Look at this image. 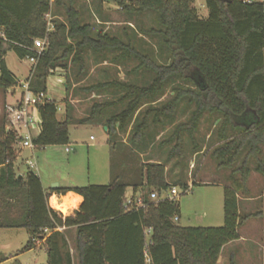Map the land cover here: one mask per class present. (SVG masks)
Returning a JSON list of instances; mask_svg holds the SVG:
<instances>
[{
    "label": "trees",
    "instance_id": "16d2710c",
    "mask_svg": "<svg viewBox=\"0 0 264 264\" xmlns=\"http://www.w3.org/2000/svg\"><path fill=\"white\" fill-rule=\"evenodd\" d=\"M116 1L129 18L147 11L156 14L159 28L146 32L159 34L161 48L167 50L164 62L138 50L130 38L124 41L102 30L92 35V25L82 20L72 3L65 6L66 20L52 19L49 27L46 16H55L51 7L63 4L61 0H54L52 5L49 0H0V29L5 35V39H0V89L4 91L18 84L4 59L8 50L20 59L36 60L26 80L33 94H46L47 78L56 67L67 69L72 63L80 73L87 50L101 55L112 52L113 61L137 60L133 70L150 74L143 84L106 80L85 88L92 91L110 87L121 94L116 101L95 103L88 116L77 120L79 124L98 123L106 127L111 180L106 184L57 189L82 196V203L72 215L64 216L49 206L52 191L43 188L33 171L27 170L18 178L20 173L14 162L19 150L16 145L22 137L13 127H0V228L27 230L30 239L24 250L41 242L48 253L45 264H72L66 231L58 228L73 226L79 264H218L223 246L239 239V226L256 215H241L237 195L245 190L250 173L248 158L257 156L264 144V2L205 0L208 13L201 17L193 6L194 0ZM38 38L45 41L39 53L33 43ZM169 85L174 95L153 105ZM66 86L70 87L69 76ZM184 99L194 108L186 121L174 125L166 139L165 142L176 139L170 154L182 151L185 133L193 138L204 113H218L222 118V142L213 152L218 165L231 167L242 156L241 165L235 169L240 180L224 188L221 226L176 223L180 217L176 200L161 196L162 191L171 188L161 162L141 165L133 171L129 182L115 174L116 154L126 147L117 135L131 125V146L142 150L148 137H154L150 125L172 122ZM116 103L123 108L107 115L103 122V114ZM57 110L51 99L37 104L40 129L31 139L35 147L68 143V125L74 118L72 106L65 103L61 120L56 117ZM228 127L237 133L228 137ZM123 161L125 165V158ZM257 163L256 170L264 174L261 161ZM180 184L187 189V183ZM128 186L133 192L141 189V205L137 206V198L131 197L130 208H125ZM152 192L158 198L151 199ZM3 260L5 257L0 262ZM229 264H236L233 258Z\"/></svg>",
    "mask_w": 264,
    "mask_h": 264
},
{
    "label": "rangeland",
    "instance_id": "374dc122",
    "mask_svg": "<svg viewBox=\"0 0 264 264\" xmlns=\"http://www.w3.org/2000/svg\"><path fill=\"white\" fill-rule=\"evenodd\" d=\"M64 4L52 6L55 16L49 13L48 22L52 19L66 20L65 6L72 5L81 13L84 22L92 25V35L100 30L129 40L138 50L150 54L158 62L166 60L167 50L161 48L160 36L148 33L151 28H159L155 21L156 14L147 11L130 18L118 5L116 0H61ZM194 7L201 17L207 16L205 0H194ZM93 53L87 50L84 54V68L79 73L77 65L68 64V68L56 67L48 76L46 82V98L57 104V118L64 117L65 103L72 106L73 120L68 125L69 143L63 145H46L44 147L23 146L22 141L16 147L19 149L14 162L15 170L24 173L33 171L40 178L43 188H51L54 184L72 183L79 186L88 184H106L111 180L110 147L107 143L105 126L98 123L79 124L77 120L88 116L92 105L109 100H115L121 91L110 87L101 90H85L86 87L106 80L130 81L137 84L146 83L150 74L138 69L134 71L137 60H112L114 53ZM8 69L15 75L18 84L6 91L0 89V127H9L7 105L17 102L24 85L30 75L32 63L28 59H20L12 50L4 55ZM67 76L70 87L67 88ZM61 82H58V79ZM185 87H192L190 83H183ZM174 95L172 86L166 88L165 93L153 105L161 104ZM123 105L116 103L103 114V122L107 115L118 112ZM194 106L182 100L172 122L164 125H150L149 131L154 136L148 137L146 146L137 150L129 141L131 133L128 130L119 133L117 139L126 145L123 151L116 154L115 174H121L123 181H132L133 171L141 165L151 162H161L166 168V180L171 187H175L174 197L179 208L181 226H221L223 224V192L225 187H232L234 180H240V173L236 171L242 162V156L231 167L218 165L213 155L222 140L219 129L222 123L218 113H204L199 121L193 138L186 133L183 136L181 152L175 150V140L165 142L175 124L186 121ZM145 109V107H143ZM142 109V110H143ZM34 118H38V111H33ZM20 136L25 137L24 128L19 129ZM31 136L34 131H29ZM232 137L237 131L230 127L225 131ZM150 139V140H149ZM70 151H65L66 147ZM123 158H125V165ZM36 163L37 168L29 167L27 161ZM264 166V144L260 145V152L255 157L248 158L249 176L245 182V190L238 191V209L241 213H255L247 218L238 228L242 238L225 246L219 256V264H229L233 258L236 264H264V174L256 170L257 162ZM121 165V166H119ZM135 172V171H134ZM138 173L134 175V178ZM174 182H176L174 184ZM181 182L187 183L185 190ZM131 188L128 186V190ZM168 192L162 191L161 196ZM62 215L64 214L59 210ZM30 239L27 230L23 228H0V264H45L48 253L44 244L37 242L35 247L24 250Z\"/></svg>",
    "mask_w": 264,
    "mask_h": 264
},
{
    "label": "built area",
    "instance_id": "2783aa9c",
    "mask_svg": "<svg viewBox=\"0 0 264 264\" xmlns=\"http://www.w3.org/2000/svg\"><path fill=\"white\" fill-rule=\"evenodd\" d=\"M247 3H251L254 1H262L264 2V0H244ZM50 5H52L54 3V0H49ZM263 12H264V8H263ZM48 15V14H47ZM48 25L50 27V22H48ZM0 39H5V35L4 32L0 29ZM34 48L39 52H41L42 48L45 45V41L43 39H35L34 40ZM28 60L34 64L36 62V60L32 57L28 58ZM53 72V70L51 71V73ZM58 82H61V79H58ZM46 98V95L40 93V94H33L29 89H28V83L25 82L24 85V91L21 93L20 98L18 99V101L14 102L13 104H9L7 105V114H8V118H9V127H13L16 130L18 128H24L26 131V135L22 141L23 146H27V147H35L32 143V138L29 132V128L33 127L34 125H36L38 123V119L34 118L33 116V111L35 109H37V104L42 102L43 99ZM48 99V98H47ZM40 123V120H39ZM66 151L69 150V148L65 149ZM27 164L29 165V167L32 168H36V163L29 160L27 161ZM189 187V186H188ZM188 187L186 190H188ZM167 194L165 195L166 197H168L169 199H174V197L177 194V190L175 187H171L170 189L167 190ZM150 198L151 199H156L158 198V195L156 194V192H152L150 194ZM132 199L131 197H127L126 198V203H125V208L129 209L130 205L132 204ZM135 204L137 206L141 205V199L137 198L135 201ZM174 220H177V217L174 218Z\"/></svg>",
    "mask_w": 264,
    "mask_h": 264
},
{
    "label": "crops",
    "instance_id": "0c3cea01",
    "mask_svg": "<svg viewBox=\"0 0 264 264\" xmlns=\"http://www.w3.org/2000/svg\"><path fill=\"white\" fill-rule=\"evenodd\" d=\"M194 6V5H193ZM65 111V110H64ZM64 113V112H63ZM56 117H57V114H56ZM64 118V117H63ZM62 118V119H63ZM38 123L36 125H34L33 127L29 128V131H34V133L32 134L31 138L32 137H35L37 136V134L39 133V129H40V126H39V115H38ZM58 119V118H57ZM59 120V119H58ZM61 120V119H60ZM103 126V125H101ZM19 129L21 128H18L17 129V132L18 134L20 135V131ZM105 133H106V129H105ZM31 135V134H30ZM107 135V133H106ZM22 137V136H21ZM24 137H22V141H23ZM107 141V140H106ZM69 143V141H68ZM108 143V142H107ZM66 148H69L68 146ZM66 151V150H65ZM70 151V149L68 150ZM67 152V151H66ZM36 168H37V165H36ZM76 186H79V185H76V184H72V183H65V184H59L57 185L55 188H48L46 190H51L52 192H50V196L48 198V204L50 207L54 208L55 210H60V209H57L56 207H53L50 205L49 203V199L52 197V196H55L58 200V203L61 204L64 202V200H69V207L67 209V211L64 213L66 215H72L74 213L75 210H77L80 206V204L82 203L83 201V198L80 194L76 193V192H73V191H66V192H61V191H58L57 189H61V188H68V187H76ZM131 189L128 190V187L126 188V191H125V197L129 198V197H134V198H140V195H141V189L138 188L135 192H133V189L131 186H129ZM45 189V188H44ZM239 198V197H238ZM75 203V204H73ZM75 227H69V228H58V230L60 231H66V236H67V239H68V243H69V248H70V252L72 254V264H79V260H78V255H77V252L75 250ZM239 233V232H238ZM242 236L241 234L239 233V239H241ZM237 239V240H239ZM235 241V240H234ZM234 241H231L227 244H225L223 246V248L225 246H227L228 244H231L232 242ZM41 243V242H40ZM222 248V250H223ZM221 250V252H222ZM219 261V260H218ZM219 264V262H218Z\"/></svg>",
    "mask_w": 264,
    "mask_h": 264
},
{
    "label": "bare ground",
    "instance_id": "6f19581e",
    "mask_svg": "<svg viewBox=\"0 0 264 264\" xmlns=\"http://www.w3.org/2000/svg\"><path fill=\"white\" fill-rule=\"evenodd\" d=\"M49 203L51 206L53 207H56L57 209H60V211H62L63 213H65L69 207V200H64L63 203L59 204L58 203V200L55 196H52L50 199H49ZM75 204V203H73ZM76 205V204H75Z\"/></svg>",
    "mask_w": 264,
    "mask_h": 264
},
{
    "label": "water",
    "instance_id": "95a60500",
    "mask_svg": "<svg viewBox=\"0 0 264 264\" xmlns=\"http://www.w3.org/2000/svg\"><path fill=\"white\" fill-rule=\"evenodd\" d=\"M224 1H230V0H224ZM105 129H106V127H105ZM22 177V175L21 174H19L18 175V178H21ZM57 186V184H54L53 186H52V188H55Z\"/></svg>",
    "mask_w": 264,
    "mask_h": 264
}]
</instances>
